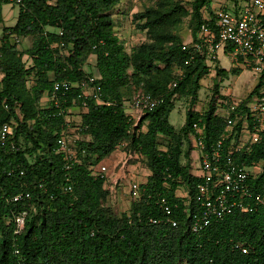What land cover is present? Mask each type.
<instances>
[{
    "label": "trees",
    "instance_id": "obj_1",
    "mask_svg": "<svg viewBox=\"0 0 264 264\" xmlns=\"http://www.w3.org/2000/svg\"><path fill=\"white\" fill-rule=\"evenodd\" d=\"M121 1L24 0L18 6L17 23L3 29L0 130L9 125L13 136L0 146V264H264V208L236 212L198 234L190 229L197 209L196 185L202 181L190 172L188 162L193 125L201 120L209 148L226 133L227 122L216 103L226 98L219 94V84L212 89L202 116L189 110L179 130L170 122L176 99L188 97L195 105L201 81L209 73L204 57L185 65L188 56L182 45L186 41L179 35V26L188 10L175 3L136 14L135 18L145 20L141 29L148 30L153 42L129 55L114 31L111 13ZM212 1L192 3L194 39L204 16L214 17ZM230 1L236 5L239 0ZM3 5L15 6L0 0V24ZM17 38L33 39L23 54L28 65L17 55ZM92 55H96L95 78L102 101L91 99L84 109L77 101L76 84L93 77L84 69ZM229 70L241 74L238 68ZM230 72L220 69L217 76L227 78ZM263 78L249 95L251 99ZM63 80L72 88L58 109L51 94L54 84ZM131 84L141 86L139 94L164 98L155 109L142 112L138 125L122 94ZM246 103L247 98L240 108L245 109ZM75 107L82 109L81 137L69 145L76 159L67 170L64 155L56 152L57 141L66 137ZM243 114H233L236 124L226 148L240 138ZM162 137L167 139L165 149H160ZM122 143L134 161L144 159L151 175L141 185V197L131 216L117 218L104 203L109 196L107 177L97 175L96 169ZM234 158L248 166L262 164L251 185L264 195V142L239 149ZM24 183L30 187L31 200L8 203L7 198L18 194ZM66 184L72 185V192L63 190ZM181 188L187 191L186 198L178 196ZM160 198L171 205L177 227L149 222L164 217ZM24 213V228L16 234L14 219ZM238 244L248 252L237 249Z\"/></svg>",
    "mask_w": 264,
    "mask_h": 264
},
{
    "label": "built area",
    "instance_id": "obj_2",
    "mask_svg": "<svg viewBox=\"0 0 264 264\" xmlns=\"http://www.w3.org/2000/svg\"><path fill=\"white\" fill-rule=\"evenodd\" d=\"M2 1L19 6L24 0ZM205 17L196 39L190 35L182 45V50L188 56L185 65H192L196 58L201 56L206 59L210 72L217 66L219 55L223 54L229 57L235 65L234 68L253 69L262 77L264 75V0H249L245 2V7L238 8L237 12H233L228 4H223L214 11L212 20ZM20 39H15V42H19ZM261 82L258 92L252 97L255 100L251 102V99L247 102L244 105L245 109L240 108L242 101L234 100L231 94L221 93L226 98L225 100L217 99V105L221 110L220 116L227 122V129L226 133L213 142L209 148L205 144V126L201 120L193 125L194 132L191 139L194 150L198 151L201 173L197 176L202 180L196 185L194 198L197 209L192 215L190 225L194 234L202 232L212 224L222 221L236 212L254 213L264 208V195L255 192L251 185V179L259 174L262 164L255 163L248 166L244 162H237L234 158V153L239 149L244 147L249 149L253 145L264 142V78ZM76 86L79 89L77 101L81 102L84 109L87 108L91 99L96 102L102 101V89L96 84L95 77L82 79ZM173 86L175 87L176 84ZM71 88L72 84L68 80L54 84L51 100L58 109L61 101L67 100ZM163 102V97L140 93L134 97L131 107L128 108L137 112L151 111ZM198 112L200 116L203 115L202 111L198 110ZM239 113H244L240 138H238V142L234 139L231 146L226 148L225 142L233 133V127L236 124V116L233 117V114ZM12 136V127L3 126L0 130V146H5ZM244 137H247V140H242ZM69 145L66 137L57 141L56 152L64 155L67 170L76 159L75 150ZM107 173V166L100 165L96 169L97 175L106 176ZM23 174L21 172V175ZM66 179L69 181V176ZM22 187L18 194L7 198L6 201L17 204L31 200L32 194L29 185L24 183ZM132 189L134 193L139 192L140 185L134 182ZM63 190L70 193L73 191V187L71 184H66ZM178 196L186 198L187 191ZM158 204L164 217L161 219L150 218L149 222L152 224L165 223L177 227L178 222L173 218V209L167 199L160 198ZM25 216L24 213L15 217L16 234L23 230ZM236 248L244 254L248 252L242 244L236 245Z\"/></svg>",
    "mask_w": 264,
    "mask_h": 264
},
{
    "label": "rangeland",
    "instance_id": "obj_3",
    "mask_svg": "<svg viewBox=\"0 0 264 264\" xmlns=\"http://www.w3.org/2000/svg\"><path fill=\"white\" fill-rule=\"evenodd\" d=\"M49 1L53 2L54 0ZM194 1L195 0H122L116 7H114L111 13L114 21V31L124 46L125 52L131 55V53L144 43L153 42V40L148 36V30L141 29L145 20L135 18L136 14L144 13L149 9L162 10L163 8H167L175 3H180L186 10H188V15L183 18L182 24L179 26V35L184 41H186L191 35V29L193 26L191 13L192 3ZM223 1L229 2L228 4H232L230 0H213L211 6L217 10L218 7L224 3ZM2 13L4 21L0 24V43L3 37L4 27H12L17 23L19 8L18 6L4 5ZM203 13L205 14V12ZM32 41V38H21L19 42L16 41L18 44L17 55L26 63V65L29 63L26 61L27 56L23 54L25 50L32 45ZM95 64L96 55H92L88 58L84 66L85 71L90 73L93 77L98 76ZM216 67L212 68V70L201 81V90L199 91L198 100L195 105H191L188 97H178L176 99V107L170 116V122L177 130L181 129L184 125L186 115L189 110H200L204 113L205 107L211 101L213 96L212 89L217 84H219L220 95L224 92V94H231L233 99L236 101H243L246 98L247 102L251 101L249 95L259 84L261 75L257 74L253 69L248 68L242 69V72L239 75L231 73L229 69L235 67V65L229 57L222 54L219 55V64ZM220 69L230 72L228 73L229 76L227 78L218 77L217 73ZM177 70L178 68H176V71ZM140 91L141 86H137L135 84H131L129 87L122 90L126 107H131L134 97L138 95ZM254 100L255 99L253 98L251 102ZM126 109L130 111L129 108ZM81 113L82 109H80V107L72 109L70 116L72 123L66 135L70 145H74L77 139L81 137L79 128L82 116ZM129 113L132 117L136 118V125H138L143 116L142 112L132 110V112ZM142 130L146 131V128L143 127ZM242 140H247V137H244ZM236 141L238 142V139H236ZM190 142L193 147L194 145L192 139ZM160 143V149H165L167 139L163 137L160 138ZM126 147V144L122 143L108 159L101 162V166L104 165L108 167L105 188L108 190L109 196L104 203L105 206L110 209L111 214L117 218L131 216L134 203L139 201L141 197V185L147 183L151 175L144 159L141 157L140 159L134 161L133 157L128 154L129 152ZM188 162L191 166L190 172L195 175H200L197 149L194 150L193 148V152L190 155V161ZM182 163L186 164V160L183 159ZM134 182H137V184L140 185L139 192H133L132 185ZM185 191V188H181L178 195L184 194Z\"/></svg>",
    "mask_w": 264,
    "mask_h": 264
},
{
    "label": "crops",
    "instance_id": "obj_4",
    "mask_svg": "<svg viewBox=\"0 0 264 264\" xmlns=\"http://www.w3.org/2000/svg\"><path fill=\"white\" fill-rule=\"evenodd\" d=\"M225 1H228V0H225ZM224 2V1H223ZM229 2H224V3H222L221 5H223V4H228ZM229 6H230V8H231V10L233 11V12H237V10H238V8H240V7H245V2L244 1H242V0H239L238 1V3H237V5H235L234 3L233 4H228ZM4 6V5H3ZM3 6H2V8H3ZM213 10L215 11L216 9L215 8H213ZM3 14V13H2ZM3 21H4V18H3ZM223 55V54H222ZM224 56H226V55H224ZM217 64H219V60H218V62H217ZM234 68V67H233ZM238 69H240V68H238ZM240 71L242 72V69H240ZM222 93H224V92H222Z\"/></svg>",
    "mask_w": 264,
    "mask_h": 264
}]
</instances>
